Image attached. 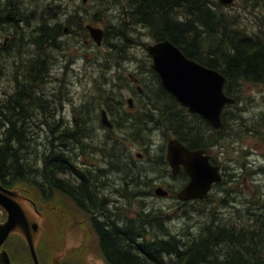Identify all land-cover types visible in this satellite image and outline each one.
Segmentation results:
<instances>
[{
  "label": "trees",
  "instance_id": "trees-1",
  "mask_svg": "<svg viewBox=\"0 0 264 264\" xmlns=\"http://www.w3.org/2000/svg\"><path fill=\"white\" fill-rule=\"evenodd\" d=\"M34 1L41 4L42 13H60L61 16L56 15L50 21L42 18L37 23L29 24L25 17L28 13H20L18 5L22 0H0V57L3 55L2 62L4 63L0 61V65H5L7 60L12 70V74L6 75L11 81V86L8 88L13 89L10 93L0 89V93L4 94L0 96V182L8 188L16 186L19 182H26L41 191L43 197H49L50 192L56 189L73 198L85 212L92 215L90 222L97 236L100 252L108 264H264V231L258 230L259 222L244 227L241 224H236V226L228 222H219L211 217L198 228L195 236L182 241L176 235H170L168 227L163 225L164 215L155 216L152 211L144 213V202L141 200L138 201L140 204L136 212L132 213L133 211L129 210L127 213L117 214L119 211L114 208V215L108 217L110 211L107 210V206L113 201L108 199L111 193L103 192L102 189L98 190L95 182L92 184L98 179L99 174L86 169L87 171L76 174L80 178V183L74 185L70 177L63 175L62 172L74 169L84 170L77 165L79 161L69 159L72 166L68 167L65 161V151L50 143L46 144L45 139L47 138L42 139V137L39 142L44 144L45 149L49 146L51 151L46 154L48 148L42 151L39 158H33L34 155H30L32 153L31 143L26 140L27 129L30 125L36 129L39 123L47 121L50 115L51 118L54 117V111L46 113L44 119L40 118L43 114L39 112V106L54 105L52 102H44V100L48 101L47 98L56 99L54 94L47 92L49 83L47 82L46 94L37 95L35 92L44 88L42 84L48 74L47 62L52 58V60L55 59L54 52L69 49L65 41L68 39L64 41L61 39L64 32L67 33L66 36L69 35V39L75 37L82 45L94 46L85 23L88 21L101 22L105 30L104 43L102 46L96 45L99 48L93 50L92 58L94 60L102 58L103 62H109L100 67L108 71L111 69V76H118L113 74L116 73L117 64L119 65L120 61H127V46L140 34L135 33V30L141 28L143 34L150 35L151 40L156 42L167 39L186 56L209 68L216 69L226 77L225 92L235 97L237 103L226 106L221 117L222 127L216 129L200 115L189 113L186 107L184 108L171 93L164 89L158 74L150 68V65L147 67L148 79L142 73H132L141 76L140 84L143 88V95L136 96L133 109L127 106L126 97L118 91L126 88L132 90L134 94L138 93L131 75L123 76L127 82L123 80L116 82L113 78H109V85L106 83L108 88L100 89L102 94L97 91V94L92 96L93 99L84 103L83 106H95L98 111L103 105V108L113 117V121L140 124L129 126V129H126L128 136L125 139L120 137L115 144L114 142L105 144V150L110 151V153L106 152L108 159L104 160L105 175H107V167L111 163V152L113 151L115 156L112 155L114 158L112 163L113 165L119 163L115 172L119 173L121 178L131 180V186H136L135 188L140 190L138 187L143 183L139 179L146 175L139 176L141 169L137 167L139 166L137 161L140 160L128 152L129 148L126 145L127 141L136 137L139 145L148 148L145 149L149 159L146 169L148 182L151 180L149 175L159 177L161 174L179 179V186H182L188 181V177L184 171L177 176L172 174L166 157V146L164 144L161 147L158 146L154 153L149 150L155 145L153 138H149L150 131L158 129L167 139L176 137L191 149L202 147L208 150L229 136L230 120L245 123L237 109L243 96L240 88L249 83L264 85V0L242 1L246 7H253L252 11L249 9L247 11L258 12L245 13L250 14L252 23L245 21L244 13L230 12L226 10L229 5H221L217 0H117L112 4L116 7L113 10L117 12L106 11L105 17L96 15L86 17L82 13L87 10L81 3L78 9V7L74 8L65 3L67 0ZM100 1L108 0H96L98 3ZM122 3L127 6L128 13H123L120 7ZM26 27L30 32L28 33L29 40H25ZM85 37L88 38L87 41ZM18 45L22 49L29 47L31 50L26 49L23 52L18 49ZM80 54L91 61V54ZM64 83L62 79L59 81V84L65 85ZM51 87L53 89L54 83ZM230 108L237 111H230ZM116 111L121 113L117 116ZM83 128L84 126L76 130L77 134L68 130L61 131L57 137L61 138L64 145L70 144L71 147L77 140L84 143V145L76 143L81 146L80 148L74 149L73 147L74 151L78 152L85 147V144L87 147L92 144L89 143L92 139L89 136L93 134L88 130L84 129L85 131L79 134ZM229 128L231 130L233 127ZM140 130H147L148 133L142 136L138 134ZM121 131H125V128ZM251 131H254V128L246 124L243 131L241 129L234 133L236 138H240L244 133ZM255 132L258 133L257 130ZM130 134L133 137L129 139ZM93 138L99 139L96 135ZM102 144L103 140H100L99 145ZM115 145L119 147H113ZM212 162L218 163L215 159H212ZM33 169L37 171L33 173ZM88 171L92 172L93 176ZM132 171L133 174L130 173ZM32 173L33 177H30ZM110 175L114 177V173ZM222 180L216 183L217 186ZM168 188L171 193L169 197H176L179 187L176 186L175 189L169 183ZM110 189L118 190L116 187ZM221 192L226 193L224 189ZM137 193L139 194L138 191ZM210 199L209 194L205 199L192 200L183 205L194 211L196 206L207 203ZM256 201L257 199L251 202L256 203ZM255 208L257 210L259 207ZM184 213L188 212L184 211ZM115 216L123 221V227L114 224ZM133 221H139L138 225L132 227L130 224ZM125 222L131 223L127 225ZM260 225L264 228V220L261 219ZM164 236L166 238H163ZM15 237L23 243L20 237Z\"/></svg>",
  "mask_w": 264,
  "mask_h": 264
},
{
  "label": "rangeland",
  "instance_id": "rangeland-1",
  "mask_svg": "<svg viewBox=\"0 0 264 264\" xmlns=\"http://www.w3.org/2000/svg\"><path fill=\"white\" fill-rule=\"evenodd\" d=\"M87 1L88 2L84 3L83 0H67L65 3H68L71 7L74 8L78 7V9H80L79 3L83 4L84 9H86L87 11L82 14L86 15V17L93 15L96 16L100 15L98 17H105V15H107L106 11H109L110 13L117 12V10H113L116 7L112 6L113 2L117 0L100 1V3L96 2V0H87ZM242 1L243 0H237L235 3L229 5L226 10L230 12L244 13L243 17L245 21L252 23V17L250 16V14H245V13H258V12L255 11L250 12L252 11L253 7L251 6L246 7ZM18 6L20 7V13H28L25 17H26V22L29 24H32L34 22L37 23L42 18H45L46 20L50 21L52 20V18L54 19L56 15H58L59 17L61 16L60 13H42V8H40L41 4L39 2H35L34 0H22V2ZM247 9H249L250 11H247ZM93 24L99 27H103L101 22H95ZM135 31H136L135 33H140V34H138L136 38L133 39L132 42L127 46V55H128L127 61L119 62V65L117 64L118 67H116V73H113L120 76V78L118 76H111L112 75L111 69L109 71L104 70L105 68L101 70L102 67L100 66L101 65L104 66L106 62H103L99 58L96 60L92 58L93 56L92 52L93 50H96L98 46L95 43V41H93V44H95L94 46L93 45L85 46L82 45L78 40H76L75 37H71L69 39L68 35H67L68 37L66 36V34H64L65 36L62 35L61 39H63V41L64 39H68L67 43L69 45L68 47L69 49L67 50L65 49L63 50V52H59V51L54 52L53 57L55 56V59L49 60L47 62L46 71H48V74H46L45 80L42 84L44 88H41L39 91L37 90L35 92L37 95H42L46 93L45 90L46 88H48L46 82L50 81L48 92H50L51 94L55 93L56 96V99L54 100L49 99L48 101H46V102H52L54 105L52 106L50 104L45 105L42 106L43 108L39 106V112L41 115L43 114L42 119H44V115L46 113L54 111L53 109L55 104L59 105L60 110H61V104L66 106L68 110V106L66 103L69 101V108H70L69 118L71 117L72 113H74V109H77L79 107V111L82 116V121L85 122L86 113H87L86 108H88L89 106L88 107L83 106L84 103L90 102V100L93 99L92 96L97 94V91L98 93L102 94L103 92L100 89L107 87V84L109 85V81H108L109 78H113V80H115L116 82H120L121 80L127 82L126 79H123V76H128V74L130 73H135V74L142 73V75H145L146 78L147 77L149 78L147 67L151 64L150 63L151 61L148 58V54L146 53L143 44H145L146 42L149 43L151 41L152 42L154 41L151 40V37L148 33L147 35L143 34L144 32L141 28H137ZM25 32H26L24 33V35L26 36L25 40H29L28 33L30 32L27 27L25 28ZM18 49L22 50L23 52H25L26 49L31 50L29 47L22 49L20 45H18ZM80 53H85L88 55L91 54V61H88L87 57ZM25 56L26 55H24V57ZM2 59H3V55L2 57H0L1 62ZM8 74H12V70L6 60L5 65L2 64L0 65V89L3 90V92L8 91L10 93L13 89L11 90L10 88H8L11 86L10 79L6 77V75ZM59 76L62 78L63 82H65L64 83L65 86H63L64 92L63 89H61L62 86L59 84V81L61 80ZM51 81L52 83L54 82L53 89L51 87L52 86ZM240 89L242 91L243 96H242V100L237 105V109L240 111L241 113L240 116L244 118L245 123L244 122L238 123V120L237 121L235 120L236 122L230 120L228 126L229 136L225 137L221 141V143H218L217 147H215L214 149H213L214 145L211 146V148L209 149V151L212 149L211 157L215 159L217 162H219L218 164H220L222 168V172L224 174L222 177L223 178L222 182L218 186L216 184L211 188V191L209 193L211 199L209 202L204 203L202 205H198L196 206L194 211H191L188 206H184L183 203L178 202L176 197L162 198L156 196L154 194V190L159 184L168 187V184L170 183V185L176 189V186L180 187L179 186L180 181L179 179L176 180L171 178L170 176H162L160 174L159 177L155 175H149V177H151V180L150 182H148V174L146 169H147V162L149 159L146 154L147 151L145 150L147 148L146 146L145 147L140 146L136 142L135 137L132 138L133 136L130 135L129 139L130 138L132 139L129 142V153L134 156L137 152L143 153L142 158L139 157L140 161H137L139 166L137 165L136 166L140 167L141 169L139 171V176H144V175L146 176H144L143 178L141 177L139 179L141 183H143L138 187L140 190H137V188H135L136 186L134 187L131 186L132 185L131 180L128 181L125 180L124 177L121 178L120 174L117 172L114 173L116 174L115 175L116 178H114L111 175L106 176L103 172V176L99 175L98 179L92 182V184L94 182L99 184L98 190L102 189L103 192L105 191L107 193H111L109 194L110 197L108 199H111L113 201L110 202V205L107 206V210L109 209L110 211L108 213L110 216L108 217L114 215L113 213L114 208L119 211L117 212V214H119L120 212L127 213V211L129 210L133 211L132 213L136 212L140 204L138 201L141 200L142 202H144L143 212L145 213V211H152L153 215L155 216H158V214L164 215L163 225L165 227L166 226L168 227L170 231V235H176L177 237L181 238L182 241H184L186 238L189 239L195 236V233L197 232L198 228L211 217H214L219 222H225V223L228 222L229 224H234V225L241 224L244 227L252 223L255 224L257 222H259L260 225L261 219L264 220V123H263L264 85H260V84L255 85L249 83L244 85ZM118 91H120V93H122V95L125 97L132 96L133 99H136L133 93L131 91L126 90V88ZM0 95L4 96V94L1 93ZM60 99L62 100L61 104H60ZM56 101L58 102L56 103ZM37 102H39V100H37ZM102 108L103 107H100V110ZM229 110L233 112L237 111L234 108H230ZM116 113L120 114L121 112L116 111ZM55 114L58 115L59 113H56L54 111V117L51 118L50 115L49 119L47 118L48 119L47 121L40 122L36 129H33L31 125L27 129L26 140L31 143L32 153L30 155H34L33 158H37V157L39 158V155H42L41 154L42 151H45L48 148L49 149L48 152H46V154L51 151L49 146L48 148L45 149L44 144L39 142L42 135H44L43 134L44 132L47 133L48 137L50 136L56 137L61 132V130H57L56 127L54 128L53 132L51 131L47 132L48 128L53 127L52 123L55 120L57 121V117H55ZM76 115L78 116L77 112ZM91 115L96 116V112L95 113L91 112ZM111 118L113 119L112 116ZM258 118L261 119L258 120ZM261 123L262 126L260 127ZM246 124L252 126L254 128V131H251L249 133H244L240 138H236L235 137L236 134L234 132H238L241 129L243 131L245 129ZM136 125L138 126L140 124H136ZM229 127H233L231 129L232 131L230 130ZM256 130L258 131V133L255 132ZM82 132L83 131H81L80 134H82ZM88 132H90L94 136L96 134L90 130V123L88 124ZM147 133H148L147 130L146 131L140 130L138 132V134L142 136L146 135ZM149 135H151L149 138H153L156 148L158 146L161 147L162 144L166 146V142L168 139L166 138V136H164L161 130L158 129L152 130L150 131ZM120 136L121 133L117 131L112 135V138H119ZM89 137L91 138V136ZM94 142H98V139H95ZM76 143H80L84 145V143L77 140V142H75V145L72 146L74 147V149L81 147ZM57 144L58 143L55 144L56 147ZM97 145H99V142L97 143ZM155 145L152 146L151 149L149 148L151 153H154L156 151ZM84 152L87 154V156L91 155L85 149ZM105 152L109 153L110 151L109 149H106ZM69 153L70 152L68 151L67 152L68 156ZM112 155L114 157L113 151L111 152V163L114 160ZM94 156L97 157L95 153ZM90 159L91 156L90 158L87 157V160ZM111 163H109L107 167L108 170L107 173L109 174L113 173V171H111V168H113L112 166H114L115 170L118 167V164L113 165V163L112 164ZM66 164L68 165V167L72 166L69 163ZM105 169L106 167L102 168V170ZM132 170L134 171V169ZM35 171L37 170L33 169V173ZM133 171L130 173L133 174ZM134 172L138 173L136 170ZM33 173L32 175L29 176L33 177ZM22 186L32 187L26 182H19L16 185V187L19 188H21ZM114 187L118 188V190L112 191V189H110ZM222 189H224L226 193L221 192ZM137 191L139 192V194L137 193ZM31 192H33V190ZM57 192L58 191L53 192L52 198L50 200H52L53 197L56 198L52 201L49 200L51 203L50 208L51 206L54 207L52 210H50L49 208L50 210L49 213L55 217L57 216L56 214H58L56 213V211H59V213L60 211L62 212V216L60 215L62 217V221L57 222V224L60 227L63 224V227H67V229L69 230L66 236V242H68L67 244L77 243L78 240L82 238L79 229L81 230H83V228L88 229L87 226H90L89 221L87 220L88 218H90L89 214L84 213V216L88 221L87 226L85 224L84 226L79 224V227L78 226L74 227L73 232L76 234V239L70 236L71 226L70 225L65 226V224L63 223L64 219L67 218L66 214L68 215L69 219L71 218V215L72 214L75 215V213L79 214L81 218L84 216L79 209L75 208L77 207L75 203L71 202L70 199L66 200L67 198L65 197L64 194L62 196L61 194H59L61 192L58 193ZM221 199L223 200V202H219ZM255 199H257L256 203L251 202L252 200ZM246 202H250L251 204ZM256 206L259 207L257 208V210L255 208ZM184 211H187L188 213H184ZM49 213L47 214L48 217H49ZM5 216L6 213L3 210H0V221H3L5 219ZM138 222L133 221L132 222L133 224L131 222H125V224L129 225L128 223H131L130 225L133 227L134 225L137 226ZM67 223H69V221H67L66 224ZM42 224L44 226V232L41 233L38 241V250H39L38 258L41 264H47L49 258L54 255L53 251L56 254L58 253L60 248L58 245L53 244L52 224H54V222L51 221L50 223L48 218L46 224H44L43 222ZM114 224L123 227V221H121L117 217L114 219ZM259 225H257L258 230L264 231V228H261V225L260 226ZM90 233L89 235H87L86 238V241L88 240L89 237L92 241L91 245H89L87 248L88 252L91 253V256H92V252H96L97 262H99L100 264H107L98 247V239L94 230L93 233L92 232ZM15 236L17 235L16 234L11 235L10 238L7 239L9 242L6 241L4 245V248L7 250L12 260V264H32L30 259V254L26 245L23 244L24 242L22 243L21 240L19 238H16ZM163 238L166 237L164 236ZM44 247H47V249H43Z\"/></svg>",
  "mask_w": 264,
  "mask_h": 264
},
{
  "label": "water",
  "instance_id": "water-1",
  "mask_svg": "<svg viewBox=\"0 0 264 264\" xmlns=\"http://www.w3.org/2000/svg\"><path fill=\"white\" fill-rule=\"evenodd\" d=\"M217 1L231 4L234 0ZM85 27L93 39L99 42L103 29L90 22ZM145 48L151 58L150 67L158 74L164 89L190 112L200 115L213 127H220L222 110L234 102L224 91L225 77L219 71L187 57L167 39L148 43ZM166 157L173 173H179L183 168L189 178L177 193L179 199H205L211 186L222 179L220 166L211 163L204 149H190L177 139H170ZM24 190L7 188L0 183V208L6 213L5 219L0 221V264H11L3 244L13 234L24 240L32 263L40 264L37 245L44 232L42 222L45 218L43 211H39L34 202L22 194ZM154 194L161 196L166 192L158 187ZM59 256H54L50 264H61Z\"/></svg>",
  "mask_w": 264,
  "mask_h": 264
},
{
  "label": "flooded vegetation",
  "instance_id": "flooded-vegetation-1",
  "mask_svg": "<svg viewBox=\"0 0 264 264\" xmlns=\"http://www.w3.org/2000/svg\"><path fill=\"white\" fill-rule=\"evenodd\" d=\"M59 78L60 79H62L60 76H59ZM134 81H135V83H137V85H138V87H140V88H138V93H136V94H134V96H135V98H136V96L138 95V94H142V86L140 85V77L139 76H135L134 77ZM140 91V92H139ZM48 92V91H47ZM46 92V93H47ZM45 93V94H46ZM48 93H50V92H48ZM51 94V93H50ZM54 94V93H53ZM48 100L50 99V100H52L51 98H47ZM135 100V99H134ZM58 101H56V103H57ZM67 104V106H68V110H66V111H64L62 114H60L61 116H64L65 117V119H61L60 118V115H56L55 114V117H58L59 118V120H60V122L59 123H61L60 125H56L54 122L52 123L53 124V127H51V128H48V130H47V132L48 131H52V130H54V128L56 127V129L57 130H61V131H70V132H74V133H78V132H76V130H78V129H80V127H82V126H84V128L81 130V131H85V130H88V124L90 123V129H91V131H93V133H96L95 135H99V132H100V123H101V110H100V108H99V110L97 111V107H95V106H87L88 108H86V111H87V115H86V120H85V122L84 121H82V116L80 115V113L79 112H77L76 111V109H74V113H72V115H71V117L69 118V113H70V108H69V101L66 103ZM55 112H57L56 110H55ZM76 112L78 113V116L76 115ZM91 112H93V113H95L96 112V116H92L91 115ZM98 112H99V114H98ZM80 116V117H79ZM70 119H71V121H70ZM82 121V122H81ZM114 125V127L113 128H111V130H112V135L115 133V132H117L118 130H119V124H113ZM134 125H136V123H130V122H124V126L125 127H129V126H134ZM85 129V130H84ZM116 130V131H115ZM133 130V129H132ZM115 131V132H114ZM134 131V130H133ZM44 135H46V137H48V135H47V133L46 132H44L43 133ZM80 134V133H79ZM131 135V134H130ZM45 137V138H46ZM54 138H50L51 140H54V139H61V138H59V137H55V136H53ZM93 137H95L94 135H92L91 136V138L92 139H94ZM95 140V139H94ZM111 141H113L112 140V138L110 139ZM58 141L59 140H57V141H54V142H52V143H50L52 146L54 145L55 146V144L56 143H58ZM100 140H98V142H99ZM98 142H95L96 144L98 143ZM47 143H49V141H46V144ZM105 144L106 143H103L102 144V151H103V153H104V155L105 156H108L107 154H106V152H105V148H104V146H105ZM62 145V147H60ZM61 149H63V151H65V153H66V157H65V161L67 162V163H69V164H71L70 163V161H69V159H74V158H77V160L79 161V162H77V165H79V166H81L82 168H84V170H80V169H74V170H71V171H65V172H62L63 173V175H65V176H69L70 177V179L72 180V182L74 183V185H78L79 184V182L77 181V180H75V179H73L74 178V175L75 174H77V173H83L84 171H87L86 169H85V167L88 165L87 163V160H85V159H83V151L82 150H80V152L79 153H77V151L75 150L74 151V149H73V147H71V145L70 144H65L64 145V143L63 142H61V144L60 145H58ZM58 146H57V148H58ZM68 146H70L71 147V149H70V147H68ZM113 147H119L118 145H115V146H113ZM215 147H217V145L216 146H214L213 147V149L215 148ZM85 150L87 149V146H86V144H85V148H84ZM112 150V149H111ZM119 150H120V148H119ZM124 150H126V148H124ZM67 151H69L70 153H69V156H70V154H71V157H69L68 156V154H67ZM74 152V153H73ZM126 152H127V150H126ZM129 152V151H128ZM211 152L212 151H210V156H211ZM110 153V152H109ZM81 155V156H80ZM114 156H115V154H114ZM82 157V158H81ZM105 158H107V157H105ZM108 159V158H107ZM211 159H213L212 157H211ZM111 160V159H110ZM116 162H117V160H116ZM219 163V162H218ZM117 164H119L118 162H117ZM119 166V165H118ZM71 167V166H70ZM113 167V169H111V171H113V173H115V168H114V166H112ZM102 168H104L103 167V165H101V170H99L98 172H96V174H99L100 176H102L103 175V170H102ZM222 169V168H221ZM88 173L89 174H91L92 175V172H89L88 171ZM108 175H110L109 173H107V175L106 176H108ZM115 175L116 174H114V178H116L115 177ZM93 176V175H92ZM30 185V184H29ZM95 185H97V186H99V184H97V183H95ZM32 186V185H31ZM26 186H22L21 188H23V189H25L24 190V192H23V194H25L29 199H31L33 202H34V205H35V207L39 210V211H43V214H44V218H45V221L43 222L44 224H46V221L48 220V218H49V222L51 223V221H53L54 222V224H52V226H53V232H52V236H53V244L54 245H58L59 246V248H60V250L58 251V253H54V251H53V256L52 257H50L49 258V260L47 261V264H50L51 263V260L54 258V256H56V255H60L59 257H60V262H61V264H100L99 262H97V260H96V258H97V253L96 252H92V256H91V253H89L88 252V246L89 245H91V243H92V241H91V239H90V237L88 238V240L86 241V238H87V235H89V233L90 232H92L93 233V227H92V225H91V222H90V219H91V214H89V217L90 218H88L87 220L89 221V224H90V226H87V220H86V218H85V216H84V213H86L87 214V212H85L81 207H80V205L73 199V198H71L70 196H68V195H66L65 193H63V192H61V191H59V190H53L52 192H50V194H49V197H43L42 196V194H41V191H39L35 186L33 187H26ZM29 188H31V189H29ZM27 189V190H26ZM29 189V190H28ZM33 190V192H31ZM56 191H58V192H61V193H59V194H61L62 196H63V194L65 195V197L67 198L66 200H71V202H73V203H75V205L77 206V207H75V208H77V209H79L80 211H81V213L83 214V216L84 217H80V215L79 214H77V213H75V215H71V218L69 219L68 218V215L66 214V219H64V221H63V223L65 224V226H68V225H70L71 226V230H70V236H72V237H74L75 239H76V234L73 232V229H74V227L76 226H78L79 227V224H81V225H83L84 226V224L87 226V228L88 229H84L83 228V230H81V229H79L80 230V232H81V235H82V238H80L79 240H78V242L77 243H71V244H67L68 242H66V236H67V232L69 231L68 229H67V227H63V224H62V226L60 227V226H58V224H57V222H61L62 221V212L60 211V213H59V211H56V213H58V214H56L57 216H53V215H51L50 213H49V211L50 210H52L54 207H52L51 206V208H50V201H52V200H54L56 197H53V199L52 200H50L51 198H52V195H53V192H56ZM57 192V193H58ZM56 193V194H57ZM55 196V195H54ZM50 200V201H49ZM66 202V201H65ZM70 203V202H69ZM32 206V205H31ZM49 208H50V210H49ZM62 210V209H61ZM49 213V217H48V214ZM61 215V216H60ZM67 221H69V223H67L66 224V222ZM110 221V220H109ZM111 222V221H110ZM88 224V225H89ZM117 225V224H116ZM65 228H66V230H65ZM65 230V231H64ZM91 234V233H90ZM147 237V236H146ZM80 241V242H79ZM51 242V241H50ZM60 242V243H59ZM52 243V242H51ZM38 247V246H37ZM99 247V246H98ZM91 256V257H90ZM106 262V261H105ZM107 263V262H106ZM41 264V263H40ZM108 264V263H107Z\"/></svg>",
  "mask_w": 264,
  "mask_h": 264
},
{
  "label": "bare ground",
  "instance_id": "bare-ground-1",
  "mask_svg": "<svg viewBox=\"0 0 264 264\" xmlns=\"http://www.w3.org/2000/svg\"><path fill=\"white\" fill-rule=\"evenodd\" d=\"M83 2L84 3H86V2H88L87 0H83ZM124 2V1H123ZM106 4V3H105ZM123 4V3H122ZM121 4V9H122V11H123V13H128L129 11H128V9H127V6L125 5V4H123L122 5ZM68 8V7H67ZM129 8V7H128ZM102 9V8H101ZM61 12V11H60ZM79 12H81V11H79ZM66 13V12H65ZM78 13V12H77ZM100 14V13H99ZM98 16H100V15H98ZM61 19V18H60ZM64 19V18H63ZM111 19V18H110ZM67 21V20H66ZM80 21V20H79ZM86 21V20H85ZM60 22V21H59ZM89 22V21H88ZM87 22V23H88ZM91 23V22H90ZM123 23V22H122ZM61 24H63V23H61ZM70 24V23H69ZM86 24V23H85ZM93 24V23H92ZM65 25H66V23H65ZM94 25V24H93ZM122 25V24H121ZM68 26V25H67ZM96 26V25H95ZM69 27V26H68ZM67 27V28H68ZM99 27V26H98ZM102 29H103V27H101ZM87 29V28H86ZM82 30V29H81ZM67 31V30H66ZM72 33V32H71ZM80 33V32H79ZM89 33V32H88ZM110 33H112V32H110ZM116 33V32H115ZM64 34H65V32H64ZM67 34V33H66ZM70 34V33H69ZM82 34V33H81ZM80 34V35H81ZM104 34H105V30L103 29V31H102V35H101V38H100V41L99 42H97L95 39H93V37L90 35V33H89V37L93 40V41H95V43L98 45V46H102V43H104L103 42V39H104ZM114 34V33H113ZM112 34V35H113ZM75 35V34H74ZM77 35H79V34H77ZM79 35V36H80ZM86 35V34H85ZM65 36V35H64ZM69 36V35H68ZM67 36V37H68ZM88 36V35H87ZM109 36V35H108ZM115 36V35H114ZM84 37V36H83ZM111 37V36H110ZM86 38V37H85ZM77 39V38H76ZM106 39V38H105ZM88 40V38H86V41ZM112 40V39H111ZM2 41V40H1ZM62 41H63V39H62ZM65 41H67V40H65ZM92 41V42H93ZM127 41V40H126ZM155 42V41H154ZM67 43V42H66ZM149 43H152V41L151 42H149ZM92 44V43H91ZM148 44V42H146L145 44H143V46H144V49H145V51H146V53H147V50H146V48H145V46ZM57 45V44H56ZM128 45V44H127ZM142 45V44H141ZM60 46V45H59ZM104 46V45H103ZM105 46H106V44H105ZM57 48V47H56ZM97 48H99V47H97ZM107 48V47H106ZM108 49V48H107ZM54 50V49H53ZM53 50H52V52H53ZM100 51H101V49H100ZM99 51V52H100ZM116 51V50H115ZM112 52H113V50H112ZM2 53V52H1ZM102 53V52H101ZM121 53V52H120ZM110 54V53H109ZM116 54V53H115ZM148 54V53H147ZM53 55V54H52ZM51 55V56H52ZM97 55H98V53H97ZM149 56V55H148ZM99 57V56H98ZM111 57V56H110ZM188 57V56H187ZM97 58V57H96ZM190 58V57H189ZM53 59V58H52ZM51 59V60H52ZM100 59H102V58H100ZM112 59V58H111ZM115 59V58H114ZM113 59V60H114ZM124 59V58H123ZM193 59V58H192ZM104 60V59H103ZM195 60V59H194ZM196 61V60H195ZM107 62H108V60H107ZM113 62V61H112ZM121 62V61H120ZM198 62V61H197ZM55 63V62H54ZM199 63V62H198ZM106 64H109V62L108 63H106ZM105 64V65H106ZM113 64V63H112ZM201 64V63H200ZM94 65V64H93ZM111 65V64H110ZM203 65V64H202ZM85 66V65H84ZM90 66V65H89ZM205 66V65H204ZM96 67V66H95ZM98 67V66H97ZM107 67V66H106ZM207 67V66H206ZM3 68V67H2ZM5 68V67H4ZM89 68V67H88ZM209 68V67H208ZM106 69H108V68H106ZM213 69V68H212ZM8 70H9V68H8ZM102 70H103V68H102ZM105 70V69H104ZM216 70V69H215ZM6 71V70H5ZM93 72V71H92ZM4 73V72H3ZM221 73V72H220ZM222 74V73H221ZM128 75H131V78L133 79V82H134V84L136 85V87H137V89L136 90H138V88H140V87H138V85H137V83H135V81H134V77L136 76V75H133L132 73H130V74H128ZM223 75V74H222ZM123 76V75H122ZM224 76V75H223ZM141 77V76H140ZM225 77V76H224ZM225 79H226V77H225ZM50 80V79H49ZM121 80V79H120ZM142 81H144V79L142 80ZM141 81V82H142ZM50 82V81H49ZM48 82V83H49ZM156 82V81H155ZM51 83H52V81H51ZM54 83V82H53ZM64 83V82H63ZM46 84H47V82H46ZM62 87H61V89H63V86H65V85H62V84H60ZM141 85V84H140ZM146 85V84H145ZM122 86H124L123 84H122ZM142 86V85H141ZM68 87V86H67ZM121 87V86H120ZM135 87V86H134ZM65 88V87H64ZM123 88V87H122ZM147 88V87H146ZM146 88H144V89H146ZM143 89V88H142ZM126 90H128V91H131L132 92V90H129V89H126ZM5 91V90H4ZM224 91H225V85H224ZM63 92H64V89H63ZM67 92V91H66ZM140 92V91H139ZM61 93V92H60ZM226 93V92H225ZM57 94H59V93H57ZM118 94V93H117ZM54 95H55V93H54ZM62 95H64V94H62ZM121 95H122V93H121ZM133 95H134V93H133ZM143 95V94H142ZM1 96V95H0ZM140 96V95H139ZM138 96V97H139ZM229 96V95H228ZM2 97V96H1ZM121 97V96H120ZM123 97V96H122ZM142 97V96H141ZM144 97V96H143ZM148 97V96H147ZM230 97H232V96H230ZM45 99V98H44ZM62 99V98H61ZM60 99V104H61V100ZM105 99V98H104ZM126 99H127V106L130 108V109H133L134 108V105H135V100L132 98V96H129V97H126ZM232 99L234 100V102L233 103H230V104H228V105H234V104H236L237 103V99L235 98V97H232ZM102 100V99H101ZM100 100V101H101ZM108 100V99H107ZM112 100V99H111ZM122 100H123V98H122ZM143 100V99H142ZM110 101V100H109ZM118 101V100H117ZM44 102H46V101H44ZM119 102V104H120V101H118ZM100 104V103H99ZM105 104V103H104ZM114 104V103H113ZM112 104V105H113ZM115 105V104H114ZM121 105H122V103H121ZM228 105H226V106H228ZM183 106V105H182ZM226 106L224 107V109L222 110V113H221V117H222V115H223V112H224V110H225V108H226ZM83 107V106H82ZM87 107V106H86ZM101 107H103V106H101ZM112 107V106H111ZM120 107H122V106H120ZM184 108L186 107V106H183ZM43 108V107H42ZM81 108V107H80ZM148 108V107H147ZM187 108V107H186ZM46 109V108H45ZM120 109V108H119ZM122 109V108H121ZM149 109V108H148ZM54 111L56 110L57 112L56 113H59V114H61V113H63L64 111H66L67 110V108H66V106H64V105H62L61 104V110L59 109V105H57V104H55V106H54V109H53ZM124 110V109H123ZM187 110H188V108H187ZM76 111L77 112H80L79 111V107L76 109ZM188 112L189 113H191V114H196V113H194V112H190L189 110H188ZM114 113V112H113ZM58 114V115H59ZM117 116H118V114H117ZM40 118H42V117H40ZM61 119H65V117L64 116H61L60 117ZM145 120V119H144ZM205 120V119H204ZM101 123H100V132H99V135H96L97 137H99V139L98 140H103V143H106L107 145L109 144V143H111V142H114L113 144H115V142H117V141H119L120 140V137H121V139H125L127 136H128V134H127V131H126V129H127V127H125L124 126V122L122 123H119V121H113V119L111 118V115L108 113V111L105 109V108H102L101 109ZM128 121V120H127ZM60 122V120H59V118L57 117V121L55 120L54 121V123L56 124V125H60L61 123H59ZM147 122V121H146ZM113 124H119V132L121 133V136L119 137V138H112V130H111V128H113L114 127V125ZM137 124V123H136ZM222 125H223V120H222V118H221V125H220V127H215L216 129H220L221 127H222ZM156 126V125H155ZM38 127V126H37ZM149 127V126H148ZM121 128H125V131H121ZM150 129V128H149ZM148 129V130H149ZM151 130V129H150ZM169 135V134H168ZM174 135V134H173ZM165 136V135H164ZM43 137V139H45V137H46V135H43L42 136ZM47 139H45L46 141H49V143H52V142H54V141H57V140H59L58 141V144H57V146L58 145H60L61 144V139H54V140H51L50 138H54L53 136H50V137H46ZM112 138V140L113 141H111L110 139ZM136 138V137H135ZM167 138V137H166ZM170 139H177L179 142H181L182 144H184V142H182V141H180L178 138H176V137H169L168 138V140H167V142H166V154H167V144H168V142H169V140ZM125 141V140H124ZM137 141V140H136ZM151 141V140H150ZM129 142H130V140L129 141H127L126 143V145L128 146V148H129ZM89 143H92L90 146H88L87 147V149H86V151L87 152H89L91 155V159L90 160H87V157L88 158H90V156H87V154L84 152V148L83 149H81L82 151H83V159H85V160H87V166L85 167V169H90V170H92L94 173H96V172H98L99 170H101V165H103V167H105L104 166V160H107V158H105L106 156L104 155V153H103V151H102V145H97L95 142H94V139H91V140H89ZM53 144V143H52ZM144 144V143H143ZM146 145V144H145ZM185 145V144H184ZM140 146H143V145H141L140 144ZM186 146V145H185ZM55 147H56V145H55ZM60 147H62V145L60 146ZM59 146H58V148H60ZM186 147H188V146H186ZM152 148V147H151ZM189 148V147H188ZM211 148V147H210ZM148 149V148H147ZM157 149V148H156ZM191 149V148H190ZM198 149H204L205 151H206V154H208L209 155V158H211V156H210V151L212 150H210L209 151V149L207 150L206 148H198ZM207 151L209 152V153H207ZM80 151H78L77 153H79ZM94 153L97 155V157H95L94 156ZM147 154V153H146ZM121 155V154H120ZM81 156V155H80ZM122 156V155H121ZM142 156H143V153L142 152H137L136 154H135V157H136V159H138L139 160V157H141L142 158ZM75 160H77V158H74ZM78 161V160H77ZM167 161H168V159H167ZM169 167H170V170H171V172H172V174L174 175V176H177V175H179V173L182 171V169L183 168H181V170H180V172L179 173H173V171H172V167H171V165H169ZM111 169H113V168H111ZM155 171V170H154ZM230 177V176H229ZM73 179H75V180H77L79 183H80V178H79V176L78 175H74V178ZM1 183V182H0ZM187 183V182H186ZM185 183V184H186ZM2 184V183H1ZM185 184H183L182 186H180L179 188H178V191L179 190H181L184 186H185ZM3 185V184H2ZM214 185H216V183H214L212 186H211V188L214 186ZM4 186V185H3ZM13 187H15V186H13ZM13 187H10V188H13ZM158 187H161L165 192H166V194L165 195H161V196H159V195H156V196H158V197H162V198H168L169 196H170V190H169V188L167 187V186H165V185H161V184H159L156 188H158ZM178 191H176L177 193H178ZM210 191H211V189H210ZM177 193H176V199L178 200V202H180V203H186V202H189L188 200H182V199H179L178 197H177ZM210 193V192H209ZM8 241V240H7ZM9 242V241H8ZM46 246V245H45ZM43 249H47V247H44ZM50 249H51V246H50Z\"/></svg>",
  "mask_w": 264,
  "mask_h": 264
}]
</instances>
